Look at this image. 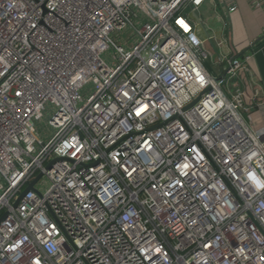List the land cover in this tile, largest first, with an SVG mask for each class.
I'll return each mask as SVG.
<instances>
[{
    "label": "built area",
    "instance_id": "1",
    "mask_svg": "<svg viewBox=\"0 0 264 264\" xmlns=\"http://www.w3.org/2000/svg\"><path fill=\"white\" fill-rule=\"evenodd\" d=\"M205 6L0 0V264H264V101Z\"/></svg>",
    "mask_w": 264,
    "mask_h": 264
},
{
    "label": "crops",
    "instance_id": "2",
    "mask_svg": "<svg viewBox=\"0 0 264 264\" xmlns=\"http://www.w3.org/2000/svg\"><path fill=\"white\" fill-rule=\"evenodd\" d=\"M238 9L231 14L230 26L224 28L216 17L213 8L205 6L207 12L201 10L204 19L203 27L198 33L204 37L207 33L214 34L216 39L208 40L206 46L213 52V58L220 53L229 56H238L244 52L252 54L247 68L242 72L243 86L246 89V101H264V13L253 7L247 0H237ZM208 35V34H207ZM224 41L221 47L219 41ZM205 66L215 75H222L227 65L212 64L207 61ZM248 120L254 127L263 123L262 115L257 107L248 114Z\"/></svg>",
    "mask_w": 264,
    "mask_h": 264
},
{
    "label": "rangeland",
    "instance_id": "3",
    "mask_svg": "<svg viewBox=\"0 0 264 264\" xmlns=\"http://www.w3.org/2000/svg\"><path fill=\"white\" fill-rule=\"evenodd\" d=\"M207 9L206 7L202 10L204 13L207 12ZM129 35V31L128 29L125 30L123 33L119 34V35H115L117 38L118 37H123V38H127ZM113 36V35H112ZM112 54H113V51L110 49L108 51H106L105 53H103V58L108 62V63H111L113 61L112 59ZM210 61V60H209ZM46 122V119H44V123ZM47 182H46V179L44 177H42L38 183H37V186L40 188V189H44L46 186H47Z\"/></svg>",
    "mask_w": 264,
    "mask_h": 264
},
{
    "label": "water",
    "instance_id": "4",
    "mask_svg": "<svg viewBox=\"0 0 264 264\" xmlns=\"http://www.w3.org/2000/svg\"><path fill=\"white\" fill-rule=\"evenodd\" d=\"M192 105L193 104H191L190 106H192ZM41 176H42V173H39L37 175V177L32 181V183L30 184V186L19 196V198L17 199V201L14 204L15 207L18 205V203L20 202V200L34 187V184L40 179ZM6 216H7V214H5L2 217V219H4Z\"/></svg>",
    "mask_w": 264,
    "mask_h": 264
}]
</instances>
